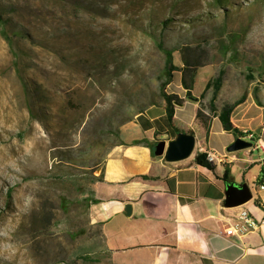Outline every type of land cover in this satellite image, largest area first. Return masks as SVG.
I'll return each instance as SVG.
<instances>
[{
  "label": "rangeland",
  "instance_id": "374dc122",
  "mask_svg": "<svg viewBox=\"0 0 264 264\" xmlns=\"http://www.w3.org/2000/svg\"><path fill=\"white\" fill-rule=\"evenodd\" d=\"M0 9L22 35L17 66L0 26V264H111L90 216L92 185L140 110L157 129L167 123L154 35L164 19L166 42L196 46L190 54L205 62L191 97L181 71L168 91L203 107L252 88L264 101V0H0ZM183 58L174 52L180 67ZM221 70L218 90L206 89Z\"/></svg>",
  "mask_w": 264,
  "mask_h": 264
},
{
  "label": "crops",
  "instance_id": "0c3cea01",
  "mask_svg": "<svg viewBox=\"0 0 264 264\" xmlns=\"http://www.w3.org/2000/svg\"><path fill=\"white\" fill-rule=\"evenodd\" d=\"M199 109L204 121L197 117ZM222 110L203 107L199 98L178 105L175 114L176 125L193 130L200 141L196 152L222 157L239 136L235 127L255 132L251 148L217 159L213 167L197 163L194 155L167 161L165 152L153 154L145 143L132 144L141 138L155 142V134L164 138L166 131L168 140L175 138L168 122L158 131L155 115L141 113L142 118L122 126L123 141L109 149L89 207L92 222L101 224L111 264H264V189L258 185L264 183V101L254 99L252 88L230 113L232 130L226 129L230 122ZM227 169L231 178L226 180ZM229 181L247 182L252 199L225 206ZM241 207L259 227L246 235H227Z\"/></svg>",
  "mask_w": 264,
  "mask_h": 264
},
{
  "label": "trees",
  "instance_id": "16d2710c",
  "mask_svg": "<svg viewBox=\"0 0 264 264\" xmlns=\"http://www.w3.org/2000/svg\"><path fill=\"white\" fill-rule=\"evenodd\" d=\"M215 3L219 4V5H226V3L229 1V0H213ZM196 19V18H195ZM194 19V23H195V20ZM172 19H164L162 21L161 24H159L161 27H160V32L159 33H155V42H156V45L157 47L164 53L165 55V63H164V67H163V70H162V74H161V78L163 79L162 80V83H161V94H162V97L164 98L165 100V117H166V120L171 128V133L173 134L174 137L177 136V134L179 132H181V128L178 127L175 123V114H176V108L178 107V104L179 103H184L185 101L189 100V99H184L180 96L179 93L175 92V91H168L167 90V86L171 83H173V81H175V79H177V74L176 72L177 71H181L183 74L181 76V80H182V84L184 85V88H185V91H186V95L188 97H191L192 96V91H193V82H194V78L197 74V68L201 67L204 65V61H201L197 58V56H195L194 54H190L192 53V51H195V47L193 46H190L189 44H183L182 45V41L179 40V41H176L175 43L173 44H168L166 42V30L168 29V25L171 23ZM9 20L8 18H6V16L3 15V11L0 9V26H2V29H1V34L5 37V39L7 40V42L9 43V45L11 46L12 48V51L15 55V62H16V65L18 66V60H20V51H18L17 49H15V43H16V38H17V34H19V37L22 38L21 36V33L18 32V30H16L15 33L17 34H12L10 33V30L7 29V26L9 24ZM225 52H228L229 48H224L222 47ZM182 50L183 52V66L180 67L178 66L177 64H175L174 62V52L176 50ZM19 73H20V70L18 69ZM223 74V71L221 70L220 71V74L217 78H213L212 80H209L207 85H206V89L210 88L211 86H214L215 88V91L218 90L219 86H220V80H221V76ZM187 75H189V80L187 78ZM214 91V95H216V92ZM255 96H257V92H255ZM245 97H244V94L241 96V98H239L238 100H236L235 102H233L232 104H229V105H224L223 106V110H222V113H226L228 115V122H230V113L231 111L237 106L239 105L240 103H242L244 101ZM260 101V99H259ZM215 98L213 97L211 99V102H210V105L212 107H215ZM155 104V103H154ZM152 104V105H154ZM140 115L139 117L142 118V115L141 113H144V110H140L139 111ZM221 113V114H222ZM203 111L201 109H199L197 111V117H199V119L201 121H204L203 120ZM231 123V122H230ZM234 130L239 134V135H243V132L241 130H239L238 128H234ZM190 133H194L193 130H189ZM123 140L119 141V142H122ZM117 142V143H119ZM140 143H145L147 144L148 146H150L151 148V152L154 154V151H155V145L158 143V140H156L155 142H150L148 140H146V138H141V139H135L132 141V144H140ZM116 144V143H115ZM197 151V150H196ZM194 151L192 155H194L195 157V161L199 164H202V165H206V166H209V167H213L214 164H213V161H210L208 160L207 158V154L203 151H198L196 152ZM103 178V173L101 174V176H97L96 177V180H102ZM231 178V175H230V170L227 169L225 171V174H224V179H230ZM91 200H95V199H91ZM98 225L101 226L100 223H97ZM101 232H102V228H101ZM82 258L84 260H89L91 259L90 256L88 255H83Z\"/></svg>",
  "mask_w": 264,
  "mask_h": 264
},
{
  "label": "water",
  "instance_id": "95a60500",
  "mask_svg": "<svg viewBox=\"0 0 264 264\" xmlns=\"http://www.w3.org/2000/svg\"><path fill=\"white\" fill-rule=\"evenodd\" d=\"M197 99V98H195ZM182 105V103H179ZM227 130H232L231 123L226 124ZM197 143V138L194 133L181 131L177 136L171 140H161L156 144L155 153L163 154L165 152V159L167 161H180L190 157ZM254 141L246 139L242 136H236L235 140L231 142L226 150L228 152H236L243 149L251 148ZM253 197V192L247 182L236 183L234 181L227 182L225 206L236 207L248 202ZM130 211V209L128 210Z\"/></svg>",
  "mask_w": 264,
  "mask_h": 264
},
{
  "label": "built area",
  "instance_id": "2783aa9c",
  "mask_svg": "<svg viewBox=\"0 0 264 264\" xmlns=\"http://www.w3.org/2000/svg\"><path fill=\"white\" fill-rule=\"evenodd\" d=\"M242 136L246 139L252 140L255 142L256 134L255 132L249 131L248 129H244ZM223 154L222 157L219 155L217 156L214 152L207 151V158L210 161H216L217 159L220 161L226 159L228 154H233L234 152H228ZM220 157V158H219ZM261 189H264V183L258 184ZM259 227V221L250 213L247 208L241 207L238 214L235 217L233 223H231L225 230L227 235H246L249 232L256 230Z\"/></svg>",
  "mask_w": 264,
  "mask_h": 264
}]
</instances>
